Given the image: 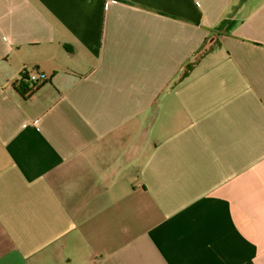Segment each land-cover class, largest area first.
Segmentation results:
<instances>
[{"label": "crops", "instance_id": "obj_1", "mask_svg": "<svg viewBox=\"0 0 264 264\" xmlns=\"http://www.w3.org/2000/svg\"><path fill=\"white\" fill-rule=\"evenodd\" d=\"M0 264H264V0H0Z\"/></svg>", "mask_w": 264, "mask_h": 264}, {"label": "trees", "instance_id": "obj_2", "mask_svg": "<svg viewBox=\"0 0 264 264\" xmlns=\"http://www.w3.org/2000/svg\"><path fill=\"white\" fill-rule=\"evenodd\" d=\"M29 72L22 73L21 79L14 84L15 90L23 97L32 96L47 80L32 81L29 77Z\"/></svg>", "mask_w": 264, "mask_h": 264}, {"label": "built area", "instance_id": "obj_3", "mask_svg": "<svg viewBox=\"0 0 264 264\" xmlns=\"http://www.w3.org/2000/svg\"><path fill=\"white\" fill-rule=\"evenodd\" d=\"M29 72V77L32 81H38V80H45V77L43 75H40L39 73H37L36 71H29V70H23L22 73H27ZM21 73V74H22Z\"/></svg>", "mask_w": 264, "mask_h": 264}]
</instances>
